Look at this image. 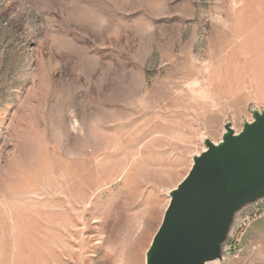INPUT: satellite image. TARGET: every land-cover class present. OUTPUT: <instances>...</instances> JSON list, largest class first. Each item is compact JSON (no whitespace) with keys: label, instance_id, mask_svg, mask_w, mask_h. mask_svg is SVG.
<instances>
[{"label":"rangeland","instance_id":"1","mask_svg":"<svg viewBox=\"0 0 264 264\" xmlns=\"http://www.w3.org/2000/svg\"><path fill=\"white\" fill-rule=\"evenodd\" d=\"M255 110L264 0H0V264H146L205 140ZM262 214L223 263L264 264Z\"/></svg>","mask_w":264,"mask_h":264},{"label":"water","instance_id":"2","mask_svg":"<svg viewBox=\"0 0 264 264\" xmlns=\"http://www.w3.org/2000/svg\"><path fill=\"white\" fill-rule=\"evenodd\" d=\"M193 157L146 252V264L223 263L241 213L264 201V110Z\"/></svg>","mask_w":264,"mask_h":264},{"label":"crops","instance_id":"3","mask_svg":"<svg viewBox=\"0 0 264 264\" xmlns=\"http://www.w3.org/2000/svg\"><path fill=\"white\" fill-rule=\"evenodd\" d=\"M246 246L257 245L264 252V214L256 218L245 233Z\"/></svg>","mask_w":264,"mask_h":264},{"label":"bare ground","instance_id":"4","mask_svg":"<svg viewBox=\"0 0 264 264\" xmlns=\"http://www.w3.org/2000/svg\"><path fill=\"white\" fill-rule=\"evenodd\" d=\"M140 238H143V236H142V237H140ZM140 238H139V239H140ZM139 239H138V241H137V245H139V244H140V240H139ZM132 250H134V248H133ZM133 252H134V251H132V252H131V255H133Z\"/></svg>","mask_w":264,"mask_h":264},{"label":"built area","instance_id":"5","mask_svg":"<svg viewBox=\"0 0 264 264\" xmlns=\"http://www.w3.org/2000/svg\"><path fill=\"white\" fill-rule=\"evenodd\" d=\"M232 250V249H231ZM226 259V258H225ZM220 264H225V263H220Z\"/></svg>","mask_w":264,"mask_h":264}]
</instances>
